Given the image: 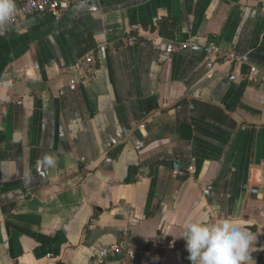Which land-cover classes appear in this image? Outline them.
Returning <instances> with one entry per match:
<instances>
[{"label": "crops", "instance_id": "1", "mask_svg": "<svg viewBox=\"0 0 264 264\" xmlns=\"http://www.w3.org/2000/svg\"><path fill=\"white\" fill-rule=\"evenodd\" d=\"M189 220L264 264V0H87L0 37V264H191Z\"/></svg>", "mask_w": 264, "mask_h": 264}, {"label": "clouds", "instance_id": "2", "mask_svg": "<svg viewBox=\"0 0 264 264\" xmlns=\"http://www.w3.org/2000/svg\"><path fill=\"white\" fill-rule=\"evenodd\" d=\"M15 13V0H0V27L9 24ZM44 163L53 166L55 160L45 157ZM180 239L185 241L191 264H253L254 262L249 234L238 226H230L227 221L220 223L186 221Z\"/></svg>", "mask_w": 264, "mask_h": 264}, {"label": "built area", "instance_id": "3", "mask_svg": "<svg viewBox=\"0 0 264 264\" xmlns=\"http://www.w3.org/2000/svg\"><path fill=\"white\" fill-rule=\"evenodd\" d=\"M87 1V0H24L23 2L16 4V13L13 19L4 27H0V37L6 35L10 30H14L22 21L34 17L36 15H48L57 18L61 13L66 11L70 6L75 3ZM102 1V0H96ZM213 51H217L215 45H211ZM88 70L91 69L92 64H95V58L93 54H90L82 61ZM81 64V65H82ZM257 70L255 68L250 69V77H253ZM123 245H114L109 248L99 249L91 264H106L107 259L111 255L123 254ZM130 258L134 259L135 255L131 252H127Z\"/></svg>", "mask_w": 264, "mask_h": 264}]
</instances>
